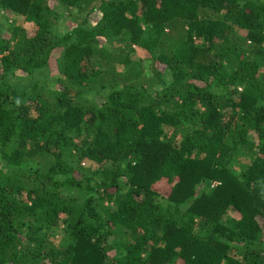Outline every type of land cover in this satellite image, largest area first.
<instances>
[{
	"label": "trees",
	"instance_id": "16d2710c",
	"mask_svg": "<svg viewBox=\"0 0 264 264\" xmlns=\"http://www.w3.org/2000/svg\"><path fill=\"white\" fill-rule=\"evenodd\" d=\"M0 15V264H264V0Z\"/></svg>",
	"mask_w": 264,
	"mask_h": 264
},
{
	"label": "rangeland",
	"instance_id": "374dc122",
	"mask_svg": "<svg viewBox=\"0 0 264 264\" xmlns=\"http://www.w3.org/2000/svg\"><path fill=\"white\" fill-rule=\"evenodd\" d=\"M0 17L2 18V16L0 15ZM24 25H27L28 26V23L24 21L23 23ZM59 53H56L53 57H56V55H58Z\"/></svg>",
	"mask_w": 264,
	"mask_h": 264
}]
</instances>
